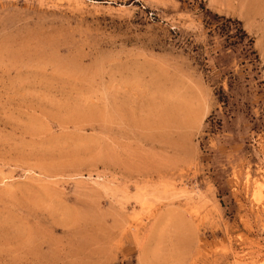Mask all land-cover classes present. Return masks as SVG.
<instances>
[{
    "label": "rangeland",
    "instance_id": "obj_1",
    "mask_svg": "<svg viewBox=\"0 0 264 264\" xmlns=\"http://www.w3.org/2000/svg\"><path fill=\"white\" fill-rule=\"evenodd\" d=\"M250 2L0 0V264H264Z\"/></svg>",
    "mask_w": 264,
    "mask_h": 264
},
{
    "label": "bare ground",
    "instance_id": "obj_2",
    "mask_svg": "<svg viewBox=\"0 0 264 264\" xmlns=\"http://www.w3.org/2000/svg\"><path fill=\"white\" fill-rule=\"evenodd\" d=\"M250 1H252V0H222L223 5H225V7H227L228 9L233 10V11H236V10L242 11L243 9H245V11L243 10V12H245V13L247 12L246 9L253 8V7L250 8V6L253 5V4H251ZM254 1H256V0H254Z\"/></svg>",
    "mask_w": 264,
    "mask_h": 264
},
{
    "label": "trees",
    "instance_id": "obj_3",
    "mask_svg": "<svg viewBox=\"0 0 264 264\" xmlns=\"http://www.w3.org/2000/svg\"><path fill=\"white\" fill-rule=\"evenodd\" d=\"M179 1H182V0H179ZM218 19H220V20H223V21H225V22H227V23H231L232 22V20L231 19H225V18H223V17H218ZM233 22H235V24H237L238 26H241V23L240 22H238V21H236V20H234ZM240 40L242 41V42H245L246 40H247V45L249 46V48L245 51L246 53H250V50H251V45H252V43H253V40L251 39V38H249L248 37V35L246 34V32L244 31V30H242V28L240 27ZM228 38V37H227Z\"/></svg>",
    "mask_w": 264,
    "mask_h": 264
}]
</instances>
